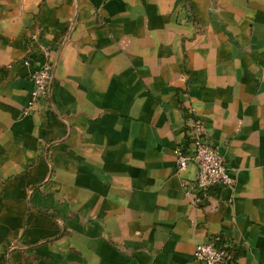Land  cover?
<instances>
[{"label":"crops","instance_id":"0c3cea01","mask_svg":"<svg viewBox=\"0 0 264 264\" xmlns=\"http://www.w3.org/2000/svg\"><path fill=\"white\" fill-rule=\"evenodd\" d=\"M197 124L234 184L194 202ZM209 237L264 264V0H0V264H199Z\"/></svg>","mask_w":264,"mask_h":264},{"label":"built area","instance_id":"2783aa9c","mask_svg":"<svg viewBox=\"0 0 264 264\" xmlns=\"http://www.w3.org/2000/svg\"><path fill=\"white\" fill-rule=\"evenodd\" d=\"M51 64L44 61L31 73L32 90L26 110L33 109L41 100L46 99L49 80L51 78ZM175 163L178 170L186 168L189 162L196 164L197 170L193 181L194 202L209 188L222 185L231 187L234 184L232 171L225 165V160L219 147L206 138L202 128L194 125L189 147L177 145L173 149ZM194 259L199 264H231L232 250L224 243L218 245L216 238L197 243Z\"/></svg>","mask_w":264,"mask_h":264}]
</instances>
